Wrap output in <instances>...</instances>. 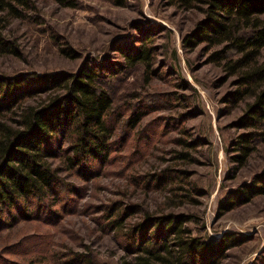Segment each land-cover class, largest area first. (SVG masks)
<instances>
[{
  "label": "rangeland",
  "instance_id": "374dc122",
  "mask_svg": "<svg viewBox=\"0 0 264 264\" xmlns=\"http://www.w3.org/2000/svg\"><path fill=\"white\" fill-rule=\"evenodd\" d=\"M33 2L6 27L20 54H0V75L97 64L113 97V149L88 173L62 169L65 187L55 198L29 200L30 219L0 225V264H123L131 254L126 230L147 215L172 212L191 216L193 236L235 238L216 264H264V193L221 207L263 171L264 145L240 167L229 158L240 131L234 122L251 97L227 101L239 85L212 56L219 46L184 42L203 13L169 0ZM137 47L151 49L148 64L127 61ZM111 212L128 216L112 228Z\"/></svg>",
  "mask_w": 264,
  "mask_h": 264
},
{
  "label": "trees",
  "instance_id": "16d2710c",
  "mask_svg": "<svg viewBox=\"0 0 264 264\" xmlns=\"http://www.w3.org/2000/svg\"><path fill=\"white\" fill-rule=\"evenodd\" d=\"M56 1L73 5L71 0ZM113 1L123 5V0ZM169 2L203 13L184 42L219 46L212 56L224 61L239 85L228 94L227 101L237 104L251 97L234 122L240 131L229 150V158L240 167L259 145H264V0ZM34 7L33 0H0V54H20L16 40L7 37L5 30L11 18H23ZM150 50L137 47L134 53L128 52L127 61L148 64ZM62 51L74 55L70 48ZM101 72L95 64L76 72L0 75V225L30 219L25 206L29 200L55 198L65 187L62 169L77 168L84 174L93 164H104L110 158L115 132L109 117L113 97ZM43 94L44 98L37 100ZM139 118L136 115L133 120ZM51 159H59L65 166ZM261 193L264 169L231 191L221 207L229 210ZM127 216V212L122 218L111 212L108 223L116 228ZM190 219L188 214L172 212L147 215L130 226L124 236L131 254L123 264H216L221 253L236 244L228 233L216 242L191 235L186 224Z\"/></svg>",
  "mask_w": 264,
  "mask_h": 264
}]
</instances>
